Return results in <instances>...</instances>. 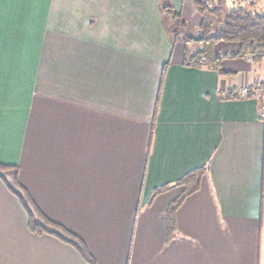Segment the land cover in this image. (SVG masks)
Masks as SVG:
<instances>
[{
    "label": "crops",
    "instance_id": "0c3cea01",
    "mask_svg": "<svg viewBox=\"0 0 264 264\" xmlns=\"http://www.w3.org/2000/svg\"><path fill=\"white\" fill-rule=\"evenodd\" d=\"M167 1L182 41L163 0H0V264H264V57L188 64L185 8L214 4ZM14 179L85 256L31 230Z\"/></svg>",
    "mask_w": 264,
    "mask_h": 264
},
{
    "label": "trees",
    "instance_id": "16d2710c",
    "mask_svg": "<svg viewBox=\"0 0 264 264\" xmlns=\"http://www.w3.org/2000/svg\"><path fill=\"white\" fill-rule=\"evenodd\" d=\"M163 1V11H165L175 21V40H184V38H182L180 28H183L186 24L181 14L177 12L175 7L170 2L167 0ZM225 2L226 1L220 2L219 5L211 6L196 2V6L201 14L209 13L218 19L220 28H215L212 24L207 23L205 20L203 21L200 26V38L192 42L200 46V49L193 55L186 54L188 64H194L199 67L209 66L220 68L221 58L217 57L214 52L215 46L220 42L240 44V56H251L255 58L264 57V14L255 10V2H248L245 6L238 5L236 7H231L230 9H226ZM2 170H4V168L0 167V172ZM202 174V170H198L187 175L179 182V185L186 186L187 189L184 196L172 204L168 210V232L170 234L176 230V212L179 206L186 197L198 191ZM8 187L20 200L24 209L28 213L30 217V228L33 232L40 234H52L64 242L74 246L85 256L86 251L81 242H79L74 235L67 232L62 227L52 224L40 215L39 210L32 202L28 193L15 179L14 184L8 185ZM161 191L163 190H158L155 195H158ZM37 217L40 218V221L37 220ZM57 231L60 233H57Z\"/></svg>",
    "mask_w": 264,
    "mask_h": 264
},
{
    "label": "rangeland",
    "instance_id": "374dc122",
    "mask_svg": "<svg viewBox=\"0 0 264 264\" xmlns=\"http://www.w3.org/2000/svg\"><path fill=\"white\" fill-rule=\"evenodd\" d=\"M208 2H210V3H213L214 5H218L219 4V2L217 1V0H207ZM238 1H240L239 2V5H242L241 3H244V5L246 4L247 5V1L248 0H238ZM236 3H238V2H235V0H226V2H225V7H226V9H230L231 7H234L235 6V4ZM261 3L262 4H260L259 5V7H258V9L256 8L255 10L257 11V12H262L263 11V13H264V0H261ZM243 6V5H242ZM185 15H186V17H187V20L189 21V32H191V36H198L199 35V33H200V30H198V27H196L197 25H196V23L200 20V19H202L203 17L199 14V12L198 11H196L195 9L193 10V9H191V7L188 5V7L187 8H185ZM204 18L207 20V21H215V20H217L215 17H213L212 15H205L204 16ZM180 25H181V23H180ZM180 29H182V28H180ZM185 32L186 31H184V33H182L183 35L185 34ZM188 32V33H189ZM182 35V36H183ZM188 36V35H187Z\"/></svg>",
    "mask_w": 264,
    "mask_h": 264
},
{
    "label": "built area",
    "instance_id": "2783aa9c",
    "mask_svg": "<svg viewBox=\"0 0 264 264\" xmlns=\"http://www.w3.org/2000/svg\"><path fill=\"white\" fill-rule=\"evenodd\" d=\"M261 118L264 121V104L261 107Z\"/></svg>",
    "mask_w": 264,
    "mask_h": 264
}]
</instances>
